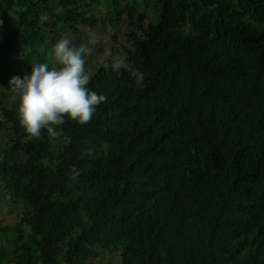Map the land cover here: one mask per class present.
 <instances>
[{"label": "trees", "instance_id": "16d2710c", "mask_svg": "<svg viewBox=\"0 0 264 264\" xmlns=\"http://www.w3.org/2000/svg\"><path fill=\"white\" fill-rule=\"evenodd\" d=\"M143 1L0 0V204L14 206L0 219V264H92L94 248L125 245L120 231L151 237L143 264H264V0H152L147 24ZM124 15L126 31L114 21ZM107 20L125 63L99 61L87 86L107 102L87 125L66 117L56 137L29 138L10 79L51 64L56 35L95 39L92 24ZM130 67L147 74L143 87ZM60 138L67 172L101 193L83 191L85 222L63 227L49 220L64 199L52 169L31 171L33 210L18 208L5 172L12 154Z\"/></svg>", "mask_w": 264, "mask_h": 264}, {"label": "rangeland", "instance_id": "374dc122", "mask_svg": "<svg viewBox=\"0 0 264 264\" xmlns=\"http://www.w3.org/2000/svg\"><path fill=\"white\" fill-rule=\"evenodd\" d=\"M154 5L155 3L152 0H144L141 4V12L145 15L146 24L150 21H155V17L152 13V8ZM106 13L107 12H104L105 17ZM112 16L114 17V15ZM112 16L110 15V17ZM114 21L116 25H118L119 29H122L123 31L128 30L129 23L125 15L121 18H115ZM91 27L92 32L95 34V39L87 38L85 34L80 37L74 36L69 32L55 36L57 41L62 37H66L70 39L76 46H79L81 43L95 41L94 44H89V46L92 47L94 51L90 56L87 57L85 69L88 74L95 71L99 67V61H110L121 55L124 51L122 47L117 48V50H113L112 48V45L109 41V35L114 32L113 26L109 23V20L105 21L104 23H93ZM118 37L121 41L120 43H125L127 41L122 36L121 32H118ZM106 50L112 53L111 57H106L104 55ZM128 71L130 73L133 71L142 72L136 67H130ZM111 73V71L107 72L108 75ZM144 74L145 81L147 79V74ZM8 137H10L8 134L0 137V148L2 150H7ZM66 143L67 141L65 139L60 138L56 141L54 150L51 149L48 152L43 151L37 153H33L29 150L27 157L26 154L22 153L12 154V162L5 167L7 182L11 184H17V188L19 190L20 198L18 200V208L30 206L32 210L34 209L35 204L34 201L28 197L29 195L27 194L25 185L29 183L31 179V171L35 169V164L38 163V165H43L44 167L52 169L55 172L54 178L56 180V189L59 195H63L64 199L59 198L58 205H56L57 207L55 206L53 210L54 212L51 213L49 220L55 219L61 222L62 227L68 226V222H66L68 219L69 224L83 223V220L85 222L84 210L80 206V198L83 191H87L91 195H101L98 185L81 182L78 178L73 179L72 175L67 172L65 166L63 165L66 158ZM96 150L100 153L105 151L103 145L101 144L96 146ZM22 163H27L28 165L21 166ZM67 195H69L70 198H66ZM8 206L9 205H7L6 202H2V204H0L1 220H5L8 217V208H14V206ZM118 235V237H123L125 240V245L119 246L118 250L115 252H110L99 247L94 248L91 255L92 264H143V256L148 243L151 242V237L139 240L138 238H135V236H133L129 231H120ZM10 237H12V235ZM1 242H3L5 245L8 244L9 240L3 236ZM156 254V257L162 259V255L160 253Z\"/></svg>", "mask_w": 264, "mask_h": 264}, {"label": "clouds", "instance_id": "9594fccd", "mask_svg": "<svg viewBox=\"0 0 264 264\" xmlns=\"http://www.w3.org/2000/svg\"><path fill=\"white\" fill-rule=\"evenodd\" d=\"M94 43L89 41L76 46L70 39L62 37L51 49V64H33L30 74L10 79V88L19 100V124L29 138L40 137L42 130L50 137H56V128L65 124L66 117L79 125H87L97 107L107 102L106 95L87 87L91 77L85 69L86 57L93 53L89 44ZM104 55L111 57L112 53L106 50ZM124 63L123 58L116 57L105 67L119 71ZM131 75L136 86L143 87L145 74L133 71ZM78 175L79 172L73 169L72 178Z\"/></svg>", "mask_w": 264, "mask_h": 264}]
</instances>
